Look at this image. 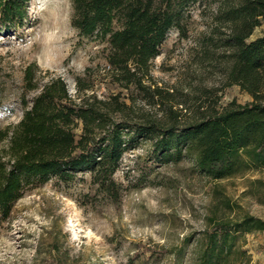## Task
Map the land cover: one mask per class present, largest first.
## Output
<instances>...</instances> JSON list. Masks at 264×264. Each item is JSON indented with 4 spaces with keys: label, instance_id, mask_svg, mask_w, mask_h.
Masks as SVG:
<instances>
[{
    "label": "trees",
    "instance_id": "obj_1",
    "mask_svg": "<svg viewBox=\"0 0 264 264\" xmlns=\"http://www.w3.org/2000/svg\"><path fill=\"white\" fill-rule=\"evenodd\" d=\"M28 1L0 0V31L22 26ZM204 1L70 0L71 27L79 37L106 45V65L75 75L73 94L62 77L46 71L43 79L35 63L24 67L21 117L0 127V227L28 191L51 181L71 184L78 175H89L97 195L118 201L126 189L114 174L123 155L144 143L153 159H189L212 181L264 169V30L251 38L264 23V0L215 2L212 27L200 45L205 58L218 52L221 89L169 91L152 79L151 62L168 32L185 37L191 11ZM100 76L136 96L97 95ZM231 86L251 100L221 105L218 92ZM143 106L155 109V117ZM222 204L229 207L226 199ZM208 221L193 264L247 262L240 240L264 231V220L248 214Z\"/></svg>",
    "mask_w": 264,
    "mask_h": 264
},
{
    "label": "rangeland",
    "instance_id": "obj_2",
    "mask_svg": "<svg viewBox=\"0 0 264 264\" xmlns=\"http://www.w3.org/2000/svg\"><path fill=\"white\" fill-rule=\"evenodd\" d=\"M215 2L205 0L191 11L185 37L168 32L151 62L157 86L182 92L222 88L218 52L205 58L200 45L212 27ZM26 12L20 28L0 31V127L21 117L22 75L29 63L38 66L43 79L62 77L72 94L75 75L106 65V45L79 37L71 27L70 0H29ZM262 30L264 23L251 38ZM98 79L97 95L136 96L107 77ZM218 93L221 105L251 100L236 86ZM114 179L126 189L116 202L97 195L88 174L71 184L51 181L28 191L0 227V264H193L209 217L248 214L264 220V169L212 181L189 159L169 164L153 159L144 143L123 155ZM238 246L248 259L238 264H264V231L245 235Z\"/></svg>",
    "mask_w": 264,
    "mask_h": 264
}]
</instances>
